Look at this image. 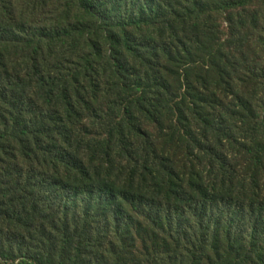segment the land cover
I'll return each instance as SVG.
<instances>
[{"label": "trees", "instance_id": "obj_1", "mask_svg": "<svg viewBox=\"0 0 264 264\" xmlns=\"http://www.w3.org/2000/svg\"><path fill=\"white\" fill-rule=\"evenodd\" d=\"M6 2L0 264H264V73L215 25L264 44L252 0Z\"/></svg>", "mask_w": 264, "mask_h": 264}, {"label": "rangeland", "instance_id": "obj_2", "mask_svg": "<svg viewBox=\"0 0 264 264\" xmlns=\"http://www.w3.org/2000/svg\"><path fill=\"white\" fill-rule=\"evenodd\" d=\"M6 2L10 7L22 6V3H25L26 0H7ZM248 17H254L257 13L258 15L264 14V0H252L251 6L248 8ZM240 16H243L241 12H227L225 14H220L216 16V28L219 29L220 35L218 36L220 44L225 50V56L228 58L229 69L228 72H232V65L235 67H241L245 63L250 66H253L257 72L264 73V44H261L259 38L257 37V31H254V27L247 19H244V30L241 31L240 28ZM263 26V22L260 23ZM209 67V68H208ZM213 66L210 67V64L205 65V69L211 70ZM214 79V80H212ZM211 80L217 83L215 76ZM228 81V80H227ZM234 81V80H233ZM229 82V81H228ZM232 87H236V83H231ZM220 89H222L220 87ZM206 95V94H205ZM214 95L223 100L228 94L224 93L223 90L220 92L215 91ZM196 101L192 100L191 102ZM255 109L257 107L254 106Z\"/></svg>", "mask_w": 264, "mask_h": 264}]
</instances>
